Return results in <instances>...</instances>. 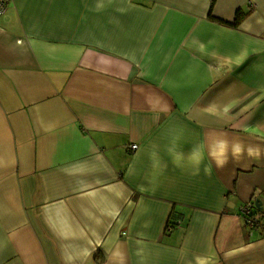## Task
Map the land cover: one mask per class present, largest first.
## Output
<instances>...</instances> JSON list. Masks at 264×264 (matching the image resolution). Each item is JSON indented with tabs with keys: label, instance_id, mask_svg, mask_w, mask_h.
Returning a JSON list of instances; mask_svg holds the SVG:
<instances>
[{
	"label": "crops",
	"instance_id": "crops-1",
	"mask_svg": "<svg viewBox=\"0 0 264 264\" xmlns=\"http://www.w3.org/2000/svg\"><path fill=\"white\" fill-rule=\"evenodd\" d=\"M0 264H264V0H7Z\"/></svg>",
	"mask_w": 264,
	"mask_h": 264
},
{
	"label": "built area",
	"instance_id": "built-area-1",
	"mask_svg": "<svg viewBox=\"0 0 264 264\" xmlns=\"http://www.w3.org/2000/svg\"><path fill=\"white\" fill-rule=\"evenodd\" d=\"M6 3L7 0H0V15L4 12ZM136 147V144L129 145L130 150H135ZM254 209V205L251 202H246L240 207V213L244 220V224L249 230L254 229L256 224V214L254 212Z\"/></svg>",
	"mask_w": 264,
	"mask_h": 264
},
{
	"label": "trees",
	"instance_id": "trees-1",
	"mask_svg": "<svg viewBox=\"0 0 264 264\" xmlns=\"http://www.w3.org/2000/svg\"><path fill=\"white\" fill-rule=\"evenodd\" d=\"M247 13L248 12L247 11H244L242 8L236 9V11L234 13V18L230 22L229 21H222V20L216 19L215 17H213L211 15V12H209V15L208 16H209V18L211 20H213L215 22H218V23H221V24H224V25H229V26H234L235 27L236 25H238L240 23V21L246 16ZM255 223L256 224H255L254 229L257 228V227H259L260 224H261V220L259 219V216H257V215H256V222ZM172 225H174V224H172Z\"/></svg>",
	"mask_w": 264,
	"mask_h": 264
}]
</instances>
